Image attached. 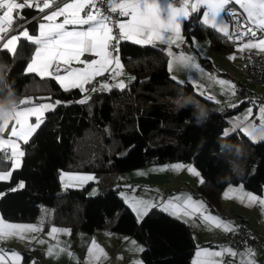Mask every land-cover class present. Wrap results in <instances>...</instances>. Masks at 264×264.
I'll list each match as a JSON object with an SVG mask.
<instances>
[{"label": "trees", "instance_id": "obj_1", "mask_svg": "<svg viewBox=\"0 0 264 264\" xmlns=\"http://www.w3.org/2000/svg\"><path fill=\"white\" fill-rule=\"evenodd\" d=\"M38 12L34 8L23 11L30 21V34L36 32L42 19L36 17ZM183 32L187 41L208 38L219 53L237 44L202 23L201 11L184 22ZM170 47L162 42L139 45L121 40L117 55L133 78L124 89L96 91L84 99L79 88L65 91L55 79L25 74L35 43L21 40L15 53L0 47V103L13 107L21 100L25 103L19 106L59 101L44 114L28 142L21 145L23 156L11 178L0 181V193L5 194L0 196L4 220L35 222L41 207L49 206V223L90 232L119 211L112 229L140 240L144 245L141 257L146 263L192 264L194 242L185 221L157 207L138 220L125 207L120 186H110L95 195L88 194L89 183L62 190L60 172L124 173L180 161L192 163L201 173L203 182L197 187V195L212 206L218 207L219 193L228 183H240L261 193L264 138L252 140L241 129L228 135L224 131L230 116L253 100L264 99H251L252 90L238 82L236 88L242 83L250 95H239L245 97L241 103L220 108L216 101L197 92L192 83L170 75ZM182 96L193 99L179 103ZM8 166V162L0 163L1 170ZM20 182L24 187L11 191Z\"/></svg>", "mask_w": 264, "mask_h": 264}, {"label": "crops", "instance_id": "obj_2", "mask_svg": "<svg viewBox=\"0 0 264 264\" xmlns=\"http://www.w3.org/2000/svg\"><path fill=\"white\" fill-rule=\"evenodd\" d=\"M65 2H72V0H67ZM117 2L118 0H113L114 5ZM148 2H155L158 5L157 14L161 20L167 19L169 5L178 10L183 8L187 13V16H180L178 19V23L180 25L179 34L183 38L181 42L165 43L169 47L176 46V48H169L167 61L168 70L174 79L180 82L187 81L192 83L194 88L201 93L199 91L200 89L201 91L204 89L205 92H211V90H213L211 84L218 80L221 72L233 74L236 78L241 74V54L242 51L246 49L243 45L247 44L249 40L238 42L237 44H234L232 50L219 53L214 51L211 47L210 41L206 37L192 39L191 41H187L185 39L183 32L184 22L197 11H201V20L203 21L205 19V13H210V9L206 4L197 3V0H148ZM193 4L197 5V10L195 12L192 11ZM230 4L238 6L243 10L241 5L237 3L236 0H230L224 8ZM62 6L63 4L60 5V7ZM54 10H50L45 15L50 14V12ZM79 15L84 17L85 12H81ZM43 17L38 22L36 32L31 34L34 37H39L40 35V24L62 23L65 18L60 16L50 22L45 20ZM220 19L223 20V24L221 25L217 22L216 30L218 31L219 28L223 27V32H218L223 35L224 32L231 33L230 23L225 16L224 9L217 17V21ZM120 20H131V16H122L119 21ZM208 20V25L210 26L212 23L210 15ZM86 27L87 26L75 25L65 26L67 30H81ZM14 34L16 33L11 35ZM170 35L172 40L176 39L175 34ZM224 36L228 41H230L229 36ZM7 38L4 43H6ZM146 38V36L133 37L132 39L125 41L137 44L135 43L136 39ZM259 39H264V32H262L261 36L252 39V43H258ZM154 42L162 41L153 40L151 43ZM139 45L146 44L141 43ZM0 47H3L2 44H0ZM38 47H41V45L35 44V48L27 64L31 62V58L35 54L36 48ZM241 48H243V50H241ZM247 49L264 52L259 48ZM110 55L118 57V55L113 54L111 50ZM84 58L89 60L99 59V57H96L91 53H85ZM65 67L71 71L73 68L82 69L88 66L82 65L77 61H72L70 66L61 64V68ZM60 74L65 75L66 73L61 72ZM97 78L98 77H90L92 84L89 89L86 88V84L83 85V91L80 89L84 92L82 99L92 92L107 90L102 87L105 84H108L111 88L116 87V85H118L121 81L128 84V82L133 78V74L124 68L123 63L120 60L119 67L113 63L109 66L108 71L102 78ZM240 80L243 79L238 77L235 84L240 82ZM68 88L72 87L68 85ZM221 89L222 88L220 86H217L216 89H214V93L211 95L213 100L218 102V106L223 109L234 106L236 102L232 101V103H229L230 101H228L227 97H224L225 94ZM256 89L257 88L251 89V99H257L258 97L264 99V91L258 89L259 91L257 92L255 91ZM227 102L228 105L226 104ZM262 102L264 103V100ZM258 103H261V101ZM53 104L54 103L52 101L46 100L26 106H19V109L37 108L42 105ZM246 107L247 105L241 110H244ZM14 108H16V106L10 107L9 109L13 110ZM49 110H51V107L42 111L40 120H43L44 114ZM236 115L237 114H234L233 116ZM36 123L37 120L35 115L27 116L23 125V130L26 131L28 125H35ZM13 128H15V134L13 133ZM21 131V125L16 124L15 120H12L9 121V125L4 131H0V137L5 140H10L13 144H15L18 151L23 153L21 145L25 142L20 138ZM33 133L34 132L30 134L29 139ZM4 150L9 153L11 152V149L7 147H5ZM12 159H15L17 164L20 165V155H10L7 161ZM8 163L9 166L5 170L0 169V171L10 170L12 168V164L10 162ZM173 165H181L182 167L173 168ZM189 166L193 167L199 175L189 172L187 170ZM94 175L96 174L91 172L61 171L60 176L65 180L63 186L61 179V189L66 190L69 187H81L89 183L90 188L88 194H90V189L94 185V181L87 180L85 182L83 177L92 176L94 178ZM123 175H128L129 177H125L122 183L120 182L116 185L111 183L109 179H102L99 192H102V190L110 186H120L119 193L123 199L124 205L132 211L136 201H143L147 204H155L157 208L163 210L164 205L161 204V200H171L172 203L168 205L167 212L170 214L175 212L176 214L172 215L182 219L189 225L190 234L194 242L191 258L192 264L194 261H197L198 264H264V251L260 247H234L230 245L225 238H216L222 233L227 232L223 228H216L213 224H206L199 216L193 218L191 215L184 214V200L188 196H191L193 201L203 202V207L206 209V212H210L214 216H219L223 218L224 221L231 222V226L236 228L239 225L244 224L249 230L255 231L264 248V205L259 203L250 204L247 199V193H252L256 197L264 198V186L261 193H256L245 188L240 183H228L219 193V205L217 207L215 205L212 206L206 201V199L197 195V187L202 183L201 181L203 178L201 173L192 163L175 161L153 164L150 166H143L133 171L124 172ZM140 186H145V189L148 187L146 189V193H143V191L140 190ZM226 193L227 195H225ZM177 197L179 199H173ZM177 205H179V207H176ZM133 212L137 219L140 220L141 218H138L137 213L135 211ZM118 214L119 211L108 217L102 227L96 228L90 232L79 228L73 229L68 225H53L49 223L52 215V208L49 206L41 207L38 219L35 222H11L4 220L0 215V229H3L6 233L13 231L16 232V235H9L5 239L0 240V250H2L0 251V264H148L141 257L140 249H143L144 245L140 240H138L134 235L112 229V225L117 219ZM9 225H36L40 230L37 232H27L22 229L9 228ZM53 228L58 230L66 229L68 231H57L52 233V235H49ZM227 248H230L232 251L237 253V255L233 257L228 254H224L221 257H212L208 253L202 251L203 249H208L210 251H222ZM50 249L52 250L51 255L48 254ZM89 249L92 250L89 251ZM198 252L200 253L199 255H197ZM12 253H17L18 256H13Z\"/></svg>", "mask_w": 264, "mask_h": 264}, {"label": "snow or ice", "instance_id": "obj_3", "mask_svg": "<svg viewBox=\"0 0 264 264\" xmlns=\"http://www.w3.org/2000/svg\"><path fill=\"white\" fill-rule=\"evenodd\" d=\"M229 2L230 0H197V3H204L210 9V13H205V19L202 23L208 25V17L210 15L212 20L210 26L213 29L217 28V22L222 25L223 20L220 19L217 21V17L224 9V6ZM236 2L239 3L244 12L247 13L248 22L253 26L246 27V31L244 32L237 30L233 33L224 32V35L230 38L234 37L236 40H240L241 37H250L248 43L243 45V47L259 48L261 51H264V39H259L258 43H252L251 39L257 37V28L261 32H264V0H236ZM60 3L63 4L62 7L58 6ZM98 4H107L109 14H105L98 8ZM53 7H55V10L51 11L50 14L45 15L43 18L51 22L57 17L63 16L65 17L63 22L40 24L39 27L41 31L39 37L31 35L27 29V24L30 23V21L23 15L24 9L34 8L40 13H44L45 10L52 9ZM86 8L92 10L85 11ZM0 9H6L0 14V44H2L3 49H6L10 53H15L16 46L21 40H27L41 45V47L36 48L31 62L26 65L25 74H38L41 77L55 79L65 91L68 90V85L83 91V85L91 82L90 77L95 78L103 76L113 63L119 67L120 59L111 56L110 49L112 52H115L121 40L146 36V39H136L135 43L148 44L153 40H160L164 43H180L183 38L179 34L180 25L178 19L180 16H187L183 8L178 10L169 5L167 19L161 20L157 14L158 5L155 2L149 3L148 0H118L115 5L113 4V0H72V2H64V0H0ZM117 10L120 16H131V20H120L114 27H109L107 21L111 18L110 14L117 12ZM196 10L197 5L193 4L192 11L195 12ZM81 12H85L84 17L79 15ZM229 14L234 15V13ZM66 25L87 27L81 30H67L65 28ZM116 29H118V32ZM218 31L223 32V27L219 28ZM10 33L16 34L10 35V38H7ZM170 34H175L176 39L172 40ZM6 38L7 42L4 43ZM241 50H243V48H241ZM85 53H91L99 57V59L89 60L84 58ZM72 61H77L88 67L82 69L73 68L71 71H69L67 67L61 68V64L70 66ZM61 72H65L66 74L61 75ZM102 87L111 91V87L108 84ZM116 87L124 89L125 84L121 81ZM83 102L84 101H81V103ZM24 103L25 101L23 100L19 101L12 115L4 120H0V131H3L8 126L9 121L15 120L16 124L21 125L22 128L20 138L27 143L30 134L34 132L41 123L40 115L42 111L50 107H56L59 101L53 105H42L37 108H22L18 110L19 105ZM261 111L264 113V109ZM30 115L36 116L37 123L35 125H28L25 131L23 130V125L26 121V117ZM13 133L15 134V128H13ZM262 138H264V136H262ZM5 147L10 148L11 152L5 151ZM10 155L23 156V153L19 152L15 144L10 140L0 138V163L10 162L12 164L10 170L0 171V181L11 178L12 173L19 167L15 159L6 161V157ZM172 167L180 168L182 166L173 165ZM187 170L199 175L191 166H189ZM83 179L87 181L94 178L92 176H85ZM22 187H24V184L20 182L17 187L11 189V191H17ZM3 195L5 194L0 193V196ZM225 195H227V193ZM247 199L250 204L259 203L264 205V198L256 197L252 193H247ZM171 203V200H161V204L164 205L163 210L168 211V205ZM154 207H156L155 204L136 201L133 211L137 213L138 218H142L143 215H147L148 211ZM176 207H179V205ZM172 214L175 215L176 213L173 212ZM184 214L191 215L193 218L199 216L204 223L213 224L214 227L223 228L228 232L238 231V229L231 226V222L224 221L223 218L206 212V209L203 207V202L193 201L191 196H188L184 200ZM8 227L12 229H22L27 232H37L40 230L36 225H9ZM57 231L67 232L68 230L53 228L49 235ZM9 235H16V232L6 233L3 229H0V240L5 239ZM91 250L92 249H89V251ZM140 250L142 251L143 249ZM202 251L208 253L212 257H221L224 254L233 257L237 255V253L230 248L222 251H210L208 249H203ZM48 254H52L51 249ZM199 254L198 252L197 255ZM12 255L18 256L17 253H12ZM193 264H198V262L194 261Z\"/></svg>", "mask_w": 264, "mask_h": 264}, {"label": "built area", "instance_id": "obj_4", "mask_svg": "<svg viewBox=\"0 0 264 264\" xmlns=\"http://www.w3.org/2000/svg\"><path fill=\"white\" fill-rule=\"evenodd\" d=\"M67 0H64V2ZM62 3H60L58 6H60ZM98 8H100L105 14H109V8L107 4L97 5ZM55 7L52 9L45 10L44 13L38 12L37 18L43 17L47 12L50 10H54ZM92 9L86 8L85 11H91ZM5 9H0V14L3 13ZM224 13L226 18L229 20L230 27H231V33L236 32L237 30L240 32L246 31V27L253 26L250 22H248V17L246 13L238 6L234 5H227L224 8ZM229 13H234V15H230ZM111 18L107 21L108 25L110 27H114L119 19L122 17L119 15V11L113 12L110 14ZM118 32V29H116ZM257 37L262 35V32L257 28ZM13 34L10 33L8 37ZM256 37V38H257ZM250 37H241L240 40H236L234 37L230 38L229 40L233 43H238L245 41L249 39ZM254 39V38H251ZM111 50V49H110ZM113 54L117 55L118 49L115 52H112ZM241 71L243 78L248 81L251 85L254 87H260L264 90V52H258L254 49H245L242 51L241 54ZM103 76L98 77L102 78ZM92 82L89 84H86V88L89 89L91 87ZM235 93L237 95H245L249 96L250 92L249 90L242 85V83H239ZM9 159V156L6 157V161ZM238 231H232V232H224L221 235L217 236L216 238H225L228 243L234 247H244V246H258L263 251V244L259 237L257 236L255 231L249 230L246 225L241 224L238 227H236Z\"/></svg>", "mask_w": 264, "mask_h": 264}, {"label": "rangeland", "instance_id": "obj_5", "mask_svg": "<svg viewBox=\"0 0 264 264\" xmlns=\"http://www.w3.org/2000/svg\"><path fill=\"white\" fill-rule=\"evenodd\" d=\"M8 38H10V36ZM247 40H249V39H247ZM238 77L240 78L241 74L238 75L237 78ZM237 78L233 74H227V73L221 72V74H219L218 80H216L215 83L211 84V87L213 89V90H211V92H205L204 89L202 91L200 89L199 91L201 92V95H203L209 99H211V98L213 99V97L211 95L214 93V89H216L217 86L218 87L220 86L222 88L221 89L222 92H224V94H225L224 97H227L228 101H230L229 103H232V101H235L236 104H239L245 99V97L235 95V91H236L235 86L237 85V83L235 84V82L237 81ZM240 82H243L245 86H247L251 89L257 88L255 90L257 92L259 91L258 89H260L258 87H254L249 82H247L245 79H243L242 81L240 80ZM124 84H126V82H124ZM191 99H193V98L190 96H182V97L178 98V102L179 103H185ZM254 103L256 104V106L254 105ZM254 103L251 102L250 104H248L244 110H241L238 113H236L237 114L236 116H230L229 117L230 123H229L228 127L225 129L224 135H228L229 133H231L232 131H234L236 129H241V131L243 133H245L252 140L262 139V136H264V113H262L261 110L264 109V103L263 102L258 103L255 101H254ZM49 104H51V103H49ZM226 104L228 105V102ZM232 105H234V104H232ZM9 110H10L9 116H11L13 114L15 108L13 110L12 109H9ZM18 110H19V108H18ZM249 110H251V111H249ZM42 121L43 120H41V123H42ZM8 125H9V122H8ZM253 133H255V134H253ZM123 174L124 173L113 172V173L102 174V175H97V174L94 175V179H92V181H94V185L90 189V195H95V194L99 193L100 185L102 184V179H104V178L109 179L111 183L116 185L120 182L122 183V181H124L125 177L126 178L129 177L128 175H123ZM61 179H62L63 186H64L65 180L63 178H61ZM144 187L145 186H140V190L143 191V193H146V191H147L146 189L148 187L146 189ZM94 190H95V193H94ZM122 192L125 193L124 191H122Z\"/></svg>", "mask_w": 264, "mask_h": 264}, {"label": "clouds", "instance_id": "obj_6", "mask_svg": "<svg viewBox=\"0 0 264 264\" xmlns=\"http://www.w3.org/2000/svg\"><path fill=\"white\" fill-rule=\"evenodd\" d=\"M10 115V110L9 107L4 104V103H0V120H4L6 118H8ZM203 115H207V112L204 111Z\"/></svg>", "mask_w": 264, "mask_h": 264}]
</instances>
